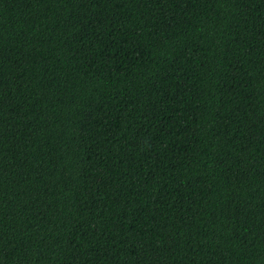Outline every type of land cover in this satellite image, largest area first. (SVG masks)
<instances>
[{
    "label": "trees",
    "instance_id": "trees-1",
    "mask_svg": "<svg viewBox=\"0 0 264 264\" xmlns=\"http://www.w3.org/2000/svg\"><path fill=\"white\" fill-rule=\"evenodd\" d=\"M0 264H264V0H0Z\"/></svg>",
    "mask_w": 264,
    "mask_h": 264
}]
</instances>
